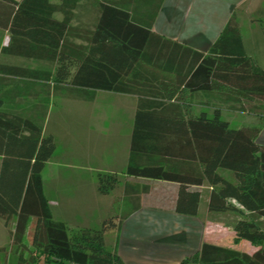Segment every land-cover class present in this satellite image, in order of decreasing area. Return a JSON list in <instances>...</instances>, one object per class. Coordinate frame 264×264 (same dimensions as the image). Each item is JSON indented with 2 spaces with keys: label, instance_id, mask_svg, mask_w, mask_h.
<instances>
[{
  "label": "trees",
  "instance_id": "1",
  "mask_svg": "<svg viewBox=\"0 0 264 264\" xmlns=\"http://www.w3.org/2000/svg\"><path fill=\"white\" fill-rule=\"evenodd\" d=\"M135 2L102 0L96 26L75 29L67 14L62 22L52 18L57 7L49 0H0V29L10 33L2 52L55 67L43 76L36 71L25 76L15 68L10 73L18 79L53 83V91L64 85L68 99L91 101L97 91L139 98L124 190L133 208L117 224L111 217L98 228L74 230L53 219L43 192L42 171L55 151L53 138L42 134L41 124L4 110L0 97V219L5 227L14 223L12 246L25 249L28 224L35 221L36 254H19L18 264H37L38 256L45 264H122L106 249V232L148 206L142 203L148 198L157 199L160 209L195 217L203 187L210 188L208 213L235 215V242L257 250L248 254L205 242L180 264H264V145L257 142L262 126L231 129L220 107L209 115L179 105L187 92L189 99L202 95L264 122V70L246 55L235 15L212 47L199 52L153 32L157 12L150 21L149 14L130 8ZM45 115L44 110L42 121ZM116 184L114 176L98 177L101 194Z\"/></svg>",
  "mask_w": 264,
  "mask_h": 264
},
{
  "label": "crops",
  "instance_id": "2",
  "mask_svg": "<svg viewBox=\"0 0 264 264\" xmlns=\"http://www.w3.org/2000/svg\"><path fill=\"white\" fill-rule=\"evenodd\" d=\"M13 1L20 2L21 0ZM104 1L110 2V0ZM101 2L102 0H49L51 5L57 7L52 18L62 22L67 14L69 17L68 26L75 29H93L96 26ZM263 2L264 0H136L135 4L130 5V8L139 14H149L146 15V18L148 17L150 21L157 12L152 21L153 32L196 51L207 52L233 15L236 16L238 23L240 22L239 10L244 8L243 13L252 16L262 12L260 6ZM260 27L264 29L263 26ZM9 40L10 33L0 29V97L5 102L2 108L9 111L13 110L24 118L41 124L42 134L51 136L54 140L55 151L44 167L45 169L47 165H51L49 172L51 175L48 174L49 176L43 177L44 169L42 171L43 192L49 207L50 209L56 208L58 213V220L56 221L66 225L67 223H76L75 220L81 213L85 215L89 213L88 217L99 213L100 218L97 220V224L101 225L104 220L101 215L110 213L109 211L113 206L112 200H115V196L116 199L124 200L125 183L130 179L126 175V168L139 98L133 95L97 91L91 101L71 99L78 102V105L87 103V106L82 110L79 109L80 111L74 116L72 135L71 137L68 136L72 140L66 142L72 146L73 157L76 160L84 157L97 160L99 155L101 158L107 157L112 161V165L106 169L107 172L113 176L116 175V171H121L123 184L120 188L115 185L112 191L104 195L99 193L98 181L93 175L84 179L80 176L73 177L74 179L78 178L79 181L71 183L65 175L66 168L70 169V167H66L65 162L61 159L63 153L59 152L58 142L63 144L59 139L63 135L59 136V133H64L62 126L64 119L59 115H63V112L59 114L57 112L55 118L51 119L53 104L56 102V105L63 108L65 102L63 99H68L63 93L64 85L59 87L62 90L53 91V83L26 77L18 79L10 73L13 69L19 68V70L22 69L25 76H31L34 71L39 76H43L49 70L54 73V70L41 66L36 69L32 66L33 63H36L32 58L3 53L2 49L8 46ZM75 42L82 44L80 40H75ZM244 44L246 43L243 42ZM27 63L31 65L28 66ZM41 64H47V62H41ZM49 89L51 97L46 103L45 99ZM12 93H19L21 97H10ZM33 94H36V97ZM185 95L187 98L180 101L179 105L182 107L191 104L192 106V98L189 99L187 92L184 97ZM122 103L126 104V111L122 110ZM109 106L112 109H107ZM115 108L118 110L114 111ZM44 110L46 115L42 121ZM258 141L264 143V125ZM76 165H78L79 171L83 169V166ZM101 171L100 168H92V173H100ZM70 183L73 186L72 191L68 189L71 186ZM66 184L69 185L66 186ZM154 187L158 186L155 185ZM117 188L120 191L114 195V190ZM48 194L55 196V198L51 197L50 199L47 197ZM131 195L138 196L139 194L133 193ZM202 195L201 200H206L207 206L209 194L204 197L205 199ZM49 200H56L55 205ZM156 200L149 198L142 200V203L148 206L133 211L119 225L118 230L114 228L116 241L115 246L110 251L116 252L122 264H180L183 259L199 251L204 243L200 233V224L196 221L199 217L201 200L198 214L195 217L160 209L156 207L158 206ZM159 200L161 199L159 198ZM81 204L85 209L79 210L78 206ZM51 213L53 214L52 211ZM93 226L95 225L91 220L85 218L77 227H68L75 230L77 228H93Z\"/></svg>",
  "mask_w": 264,
  "mask_h": 264
},
{
  "label": "rangeland",
  "instance_id": "3",
  "mask_svg": "<svg viewBox=\"0 0 264 264\" xmlns=\"http://www.w3.org/2000/svg\"><path fill=\"white\" fill-rule=\"evenodd\" d=\"M260 9H262V12L256 13L254 15H248L243 13L244 8L238 11V17L239 21L238 22V27L240 30V34L242 37V41L246 44L245 45V50H246V55L250 58H252L255 63L264 70V29L261 28L260 26L264 27V23L262 22L264 18V2L260 6ZM251 22V23H250ZM252 24V26H251ZM260 25V26H259ZM27 65H31L27 63ZM32 66L37 69L38 66L41 67H47L50 69L55 68L54 66H51L49 64H41L40 62L33 63ZM40 90V89H39ZM187 98V96L182 95V100ZM56 100V98H55ZM212 99H208L207 97H204L202 95L195 96L191 99L192 101V108L193 111L198 113L201 110L206 111L209 115L213 114V109L216 107H220V115L221 119L224 121H227L230 125L231 129H241V128H249V127H254L258 126L261 127L264 125L263 120L261 119L260 116H256L254 114H249L241 111H235L233 108L230 107L229 104L225 103H219L217 100L216 102L213 103L211 101ZM61 101V100H59ZM64 105L63 108H60V106L53 104L54 108L52 109V115L51 119L53 120L55 116L60 112H63V115H59L60 117H63L64 119V124L62 125L64 128V133H59L60 136L59 139L63 144L59 143V152L63 153V156L61 157L62 161L65 162L66 167V176L70 179L71 183H77L79 179H74L76 176H80L83 179L88 178L89 176H92L98 181L99 176L103 175H110L106 170L110 165H112V161H110L107 157L101 158L99 155L97 160H92V158L84 157V158H78L77 160L73 157V149L72 146H69L67 141L72 140L71 135H72V130H73V123L75 121L74 116H76V113L80 111L79 109H83L86 104H79L78 102H74V100L71 99H63ZM77 103V104H76ZM121 103V102H120ZM123 104V103H122ZM125 105V107H124ZM126 104H123V111H126ZM19 109V108H18ZM107 109H112L111 106H109ZM108 110V111H109ZM118 109L115 108L114 111H117ZM24 112V109L22 110ZM123 115V114H122ZM70 136V137H68ZM257 142L261 145H264V143H261L257 140ZM65 143V144H64ZM72 144V141L70 142ZM56 147V146H55ZM54 160V158H53ZM74 161L78 162L75 163ZM79 164L83 166V169L79 171L77 169ZM92 168H100L102 171L99 172H94L92 173ZM51 170V165H47V168L44 169L43 172V177L46 175L50 174L49 173ZM69 171V172H68ZM68 172V174H67ZM116 175H113L117 179V186L120 188V186L123 184V176L121 171H116ZM223 175L227 179H231V176L228 173L223 172ZM49 176V175H48ZM74 177V178H73ZM70 183V184H71ZM69 184H66L68 186ZM114 190V195L118 194L120 191L119 189ZM67 189V187H66ZM71 191L73 189V186H69ZM210 192V188L205 187L202 189L203 193V199L204 197L208 196ZM47 194V193H46ZM47 197H53L55 196H50L48 194ZM49 199V198H48ZM52 201V204L56 200H49ZM112 209L109 211V214H102L101 216L103 217L102 219H109L111 217H115L114 221L116 224L119 222L120 216H124L128 212H130L133 208V202L131 200H122L120 198L115 200H112ZM89 206V205H88ZM87 206V207H88ZM79 210L85 209L84 206L81 204L78 206ZM206 200H201L200 203V211H199V217L196 219L197 223L200 224V233L202 235V241L205 243H211L219 246H224V247H230L234 248L236 250H239L241 252H245L248 254H253L257 248L252 246L250 243L245 242V241H240V242H235V234L232 229L233 221L235 220V215L232 214H226V215H213L209 214L206 210ZM51 211L53 212V219L58 220V213L55 207L51 208ZM90 212V211H89ZM89 213L87 215L81 213L79 214V217L76 218L75 222L76 223H67V225L71 227H77L80 225L81 221L84 220L85 218H89L91 222L93 223V227H100V224H97L100 218L99 213H95V215H90L88 217ZM118 218V219H117ZM103 220V221H104ZM103 223V222H102ZM101 223V224H102ZM34 224L35 221L33 219L30 220L28 224V228L26 230V235L24 237L23 244L25 246V249L22 248H16L11 245V239H10V232L13 230L14 223L11 221L7 227L4 226V222L2 219H0V249H5V254L2 253L0 254V264H18V256L19 254H23L24 258H28L29 255L31 254H36L34 248L31 245L32 242V235H33V230H34ZM104 241H105V246L107 250L113 249L115 246V241H116V233L114 232V229L109 230L108 232L105 233L104 235ZM38 256V255H37ZM38 261L37 264H45L44 260L42 257H37Z\"/></svg>",
  "mask_w": 264,
  "mask_h": 264
}]
</instances>
